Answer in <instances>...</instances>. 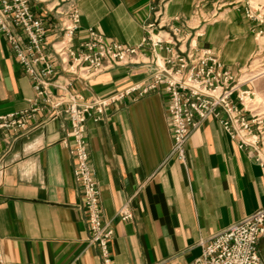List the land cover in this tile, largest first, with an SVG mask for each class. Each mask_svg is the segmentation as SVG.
Returning a JSON list of instances; mask_svg holds the SVG:
<instances>
[{
	"label": "crops",
	"instance_id": "1",
	"mask_svg": "<svg viewBox=\"0 0 264 264\" xmlns=\"http://www.w3.org/2000/svg\"><path fill=\"white\" fill-rule=\"evenodd\" d=\"M58 0H29L45 21ZM79 32L92 27L109 41L139 44L153 17L154 0H74ZM198 0H170L167 14L192 17ZM205 10L212 0H204ZM230 1V0H229ZM264 13V0H252ZM240 7L227 6L197 38L215 50L233 72L260 48L264 23ZM76 42V39H75ZM143 65H119L86 80L69 77L85 98L106 95L147 77ZM64 78H61L63 80ZM264 82V81H263ZM32 82L0 33V113L30 105ZM164 84L145 96L133 93L107 106L100 119L85 122L88 162L99 188L102 216L114 228L109 242L114 264H188L202 242L232 222L264 207V165L248 157L213 118L201 122L188 142L186 161L169 157L173 137ZM47 111L23 134L0 130V240L7 264H100L73 175L75 159L61 139L66 115L42 123ZM70 146V143L68 144ZM127 205L133 218L123 220ZM264 264V236L258 244Z\"/></svg>",
	"mask_w": 264,
	"mask_h": 264
},
{
	"label": "built area",
	"instance_id": "2",
	"mask_svg": "<svg viewBox=\"0 0 264 264\" xmlns=\"http://www.w3.org/2000/svg\"><path fill=\"white\" fill-rule=\"evenodd\" d=\"M169 1L154 0L145 36L139 44L129 45L109 41L92 27L79 32L80 13L74 0H58L47 6L53 17L49 22L34 13L29 0H0V33L33 88L27 108L0 113V130L23 134L29 130L28 121L45 110L42 123L60 115L68 117L69 129L61 142L75 159L73 175L80 186L79 207L89 229L88 242L98 247L100 264H114L109 248L114 228L102 216L98 184L88 162L85 122L88 118L100 119L110 104L133 93L145 96L164 84L173 137L170 158L185 162L192 132L202 121L213 118L239 149L264 165V102L256 100L254 83L260 73H251L252 59L233 72L215 50L200 48L197 43L205 26L219 17L223 7L245 4L246 16L264 23L261 7L253 5L252 0H212L208 12L205 1L198 0L192 17L187 18L168 15ZM258 36L264 37V29ZM128 64L143 65L151 71L147 77L106 95L85 98L69 80L70 76L86 80L100 71ZM120 215L123 220L134 216L127 205L120 209ZM262 236L264 207L202 242L201 254L188 264H261L258 244ZM0 264H7L1 240Z\"/></svg>",
	"mask_w": 264,
	"mask_h": 264
},
{
	"label": "rangeland",
	"instance_id": "3",
	"mask_svg": "<svg viewBox=\"0 0 264 264\" xmlns=\"http://www.w3.org/2000/svg\"><path fill=\"white\" fill-rule=\"evenodd\" d=\"M254 5H257V3L254 2ZM226 8L223 7L222 10ZM212 9L210 10H206L208 12H210ZM222 10L220 11V13L222 12ZM220 13H219V16H220ZM259 41H260V48L258 50L261 51L263 48H264V37L260 36L259 37ZM257 52V53H258ZM263 55H264V52L260 53L258 55H255L253 58H252V62H253V68H254V71L251 72L252 74H259L256 78V80L254 81L255 83V92H256V100L260 103H263L264 102V58H263ZM264 106V104H263ZM262 106V109H264V107Z\"/></svg>",
	"mask_w": 264,
	"mask_h": 264
},
{
	"label": "bare ground",
	"instance_id": "4",
	"mask_svg": "<svg viewBox=\"0 0 264 264\" xmlns=\"http://www.w3.org/2000/svg\"><path fill=\"white\" fill-rule=\"evenodd\" d=\"M256 93V92H255ZM257 95V94H256Z\"/></svg>",
	"mask_w": 264,
	"mask_h": 264
}]
</instances>
